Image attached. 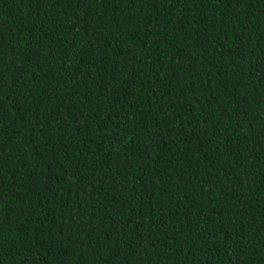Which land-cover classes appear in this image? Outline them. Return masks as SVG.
Instances as JSON below:
<instances>
[{
    "label": "trees",
    "instance_id": "trees-1",
    "mask_svg": "<svg viewBox=\"0 0 264 264\" xmlns=\"http://www.w3.org/2000/svg\"><path fill=\"white\" fill-rule=\"evenodd\" d=\"M0 264H264V0H0Z\"/></svg>",
    "mask_w": 264,
    "mask_h": 264
}]
</instances>
